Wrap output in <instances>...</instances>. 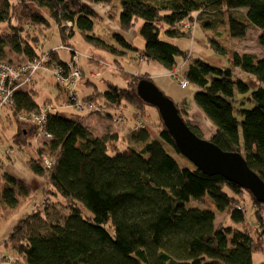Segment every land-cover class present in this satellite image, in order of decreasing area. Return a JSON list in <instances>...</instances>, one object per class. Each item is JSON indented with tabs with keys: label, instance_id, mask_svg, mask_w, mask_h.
<instances>
[{
	"label": "trees",
	"instance_id": "16d2710c",
	"mask_svg": "<svg viewBox=\"0 0 264 264\" xmlns=\"http://www.w3.org/2000/svg\"><path fill=\"white\" fill-rule=\"evenodd\" d=\"M118 1L117 19L111 13L114 0H0V61L8 52L29 61L40 58L42 38L55 25L61 45L67 48L77 51L71 40L79 32L92 48L121 60L131 52L139 53L146 62L163 66L170 76L178 69L188 86L199 89L194 101L215 127L209 139L186 121L191 130L225 152L240 153L264 182V52L259 57L229 52L212 40L218 52H229L232 69H224L193 60L191 51L167 40L186 36L193 41L198 25L204 34L205 29L217 33L225 27L228 38L234 40L246 38L256 27L264 50V0ZM102 7L109 20L117 21V47L94 33L95 21L103 16L96 9ZM139 21L145 42L140 50L123 36ZM186 21L195 29L185 31ZM53 50L52 59L69 73L72 55L65 62ZM116 63L121 64L118 59ZM236 69L250 77L256 89L235 78ZM80 70L81 83L88 84L91 76ZM37 96L36 89L16 93L12 103L1 109L7 110L10 123L16 120L18 128L10 152L33 147L35 157L24 162L45 183L41 202L12 225L4 244L13 254L12 264H254L255 255L264 264V230L258 231L259 224L264 226V204L220 176L178 164L166 146L181 153L157 106L171 100L153 77L132 76L126 88L108 83L104 93L86 98L98 105L94 113L98 120L124 124L128 131L116 129L96 137L84 127L86 115L50 112L42 125L52 136L47 144L49 155L56 158L50 169L42 162L46 149L34 141L40 125L19 119L39 114L53 103L40 106ZM186 104H175L182 118L184 111L188 116ZM127 108L134 110V122L125 116ZM149 108L158 112L153 128L145 123L151 117ZM122 138L126 139L124 148ZM3 179L0 231L2 222L12 221L32 206L34 197L33 189L21 179L8 173ZM244 195L250 196L255 231L247 219ZM193 199L207 201L210 208L189 207ZM217 214H227L226 224L216 227Z\"/></svg>",
	"mask_w": 264,
	"mask_h": 264
},
{
	"label": "rangeland",
	"instance_id": "374dc122",
	"mask_svg": "<svg viewBox=\"0 0 264 264\" xmlns=\"http://www.w3.org/2000/svg\"><path fill=\"white\" fill-rule=\"evenodd\" d=\"M114 2L116 5L113 6L111 13L113 16H116L117 14V19H118V14H119L118 10H120V4L118 0H114ZM102 9L103 7L96 9L99 15H103V16H100V18H102L103 20L98 19L95 21V32L94 33L101 39L105 40L107 43L117 47L118 42L114 38V34L117 33V31H119L117 21L112 22L111 18H110L111 20H109L107 14H104L105 12ZM141 25H142V21H139L137 26L133 30L123 34L125 39L128 42H130L133 46L137 47L139 50L142 49L145 44L144 39L142 38L139 32ZM46 33H47L46 34L47 38H42V43L44 46L43 52H50L56 47H59L62 44V41L59 36L58 28L55 25H53L52 28L49 29ZM258 36H259V33L256 30V27H253L248 31L246 38L234 40V39L228 38L225 27L224 28L220 27L217 33H214V31H211V30L209 31V29L208 30L205 29V34H204L203 28H201V26L198 25L196 28V32L194 34L193 41L191 38L186 37V36H183L180 38H168V39L166 38V39L171 42L176 43L183 50L191 51L193 60L202 59L203 61L215 67L224 68V69H232V64L228 58L230 56L229 52L236 51L241 54L250 53V54L257 55L258 57L263 55L264 50L258 43ZM212 40L216 41L219 47H224L226 50H228L229 52L228 51L226 52V50L222 49L224 53H227L228 56L226 54L225 56L224 54L218 52L215 48H213L211 42L213 43L215 42ZM71 44L81 54V57L79 58V64H80L82 71L85 74H87V78L89 77V73L93 72V73H98L101 75V77H99L97 80H101V81L103 80V84H101L99 87L100 90H96L93 85L92 86L88 85L84 89H81L79 87L77 88L78 97L81 99L82 102L84 101L85 103H89L86 100L87 97L92 96L95 93L104 92L103 89L106 88V86L108 85V82H110L109 78H113V76L119 77V78L122 77L116 73H112L113 72V70L111 69L112 67H109L107 65L102 66V68L100 67L98 68L97 66L98 63L94 61L95 59L91 60L88 58V56H90V53L94 52V54L93 55L91 54V55L93 57H96V55H98V58H99V55L106 56L107 61L110 62L114 66L116 64V60L118 59L121 62V64L124 66V68L128 69V72L130 74H134L135 72H137V71H134L138 69L136 64L133 63L131 64V66H126V64L123 63V61L121 60V57L116 56L115 54L106 53L103 50L92 48L89 44H87L84 37L79 32H77L75 37L71 40ZM47 54L51 56L50 53H47ZM129 54L130 56H132L133 53L131 52ZM58 55L65 62L69 61L71 58L70 54L66 50H60L58 52ZM141 59L143 58L141 57ZM23 60H24L23 57L18 56L16 54L9 53V52L7 54V58L4 59V61H9L12 63H18ZM145 64L147 65L157 64L161 67V69H155V68L150 69L155 79V82H157V85L160 88V90L172 102H174L177 105H181L183 101H186L187 103L186 105L189 107V119L192 121L195 120L196 122H198L199 125H201L202 127V130L201 128L200 130L203 131L202 133L204 137L209 139L210 138V128L212 127L213 129L215 127L212 125V123H210L208 120L204 118L203 112L201 111L199 106L194 101V95L196 92H198L199 89L193 84H189V86L185 89L181 88L179 82L175 81L170 76L169 72L165 70L164 67L158 64L157 62L150 61ZM117 68L121 69L120 66H118ZM42 72H45L47 74L46 81L36 82L35 80L36 78H35L34 81L36 82V84L34 82H33L34 85L32 84L33 86H35V89L38 92V96L36 99L38 103H42L44 101L46 102L48 100L47 103L52 101L53 104L54 105L56 104L59 110H61L62 113L66 115L74 116V117H82V115H86L85 120H84V127L88 129L93 134V136H96V137H102L108 134H112L114 130H109V129L107 130L106 127L108 125H113L115 129L121 130L122 132H124V130L126 131L129 130L125 128L124 124L119 125L118 122H115V123L110 122L109 124L104 119L98 120L96 116L94 115V113L90 114L89 111L87 110H84V109L80 111L76 110L77 108L76 105H71L70 103H66L67 95L64 93L62 94V98H58V96L62 92L57 87L54 78H52L53 77L52 73H50L49 71H45V70H43ZM106 72H109V74L108 75L104 74ZM182 73H184V71H182ZM234 76L235 78H240L250 83L251 90L256 89V85H253L251 83V78L248 77L247 75H244V73H242L240 69L235 70ZM126 79L130 81L132 79V76H127ZM124 88H126V86ZM49 99H51V101ZM149 110H150L151 117L147 118L145 120V123L152 127V125H154L156 121H158V112L154 108H149ZM133 111L134 110L132 108H127V111L125 112V116L127 117L130 123L134 122L133 121L134 117L132 115ZM7 114L8 112L5 109L0 111V195H1L2 186L4 184L3 175L7 173L6 172L7 169H5V166H8L7 168L12 166L14 168V171H18V172L23 171L22 168H24V166L26 165V163L24 162L25 159L26 158L31 159L35 157V150L33 147L26 148L24 149V151L16 150L15 152L14 151L10 152V146L11 144H13L12 139H13V136L18 131V128H17L16 120L14 118H13L12 123L8 121ZM183 116H184L183 117L184 120L187 121L188 116L185 114V111L183 113ZM125 140L126 139L124 138L121 139L122 148L126 146ZM16 148L18 149L17 146ZM166 148L169 151V153L176 159L179 165L183 167H188L191 169H196L195 166L182 154H177L169 146H166ZM27 170L30 171L28 168ZM35 187H36L35 192L42 196L44 193L41 187L39 186L38 187L35 186ZM36 193H34L33 199L36 197ZM244 198H245V203L247 202V207L245 208L247 211V219L249 220V223L252 225V228L255 231L256 221L254 218V210L250 202V196L244 195ZM39 202H41V199L39 200ZM29 206L30 204L27 207ZM188 206L207 208V209L210 208L209 203L207 201L205 202V201L194 200V199L188 204ZM27 207L24 208L12 221L3 222L1 231H0V242L2 238L7 234V231L12 227V225L22 219L24 212L27 210ZM226 222H227V214H217L216 227H219L222 223L226 224ZM259 225H260V228L258 231L261 233L264 230V226L262 223ZM5 242L6 240L2 241L1 242L2 244L0 243V253L5 255L6 256L5 258L7 259V261H5V263L3 264H12V262L10 263L8 260H9V257H12L13 259L14 257L10 250L8 251L6 248H4ZM262 260L263 259L259 258L258 255H255L254 264H259L260 262H262Z\"/></svg>",
	"mask_w": 264,
	"mask_h": 264
},
{
	"label": "built area",
	"instance_id": "2783aa9c",
	"mask_svg": "<svg viewBox=\"0 0 264 264\" xmlns=\"http://www.w3.org/2000/svg\"><path fill=\"white\" fill-rule=\"evenodd\" d=\"M195 26L189 21L184 23V30L191 31L194 30ZM60 50H66L72 55L71 65L69 66V73H65L64 68L58 64L52 57L47 54L50 52H43L41 57L29 61L24 59L18 63H12L9 61H0V110L4 104L12 103V98L16 93L25 92L33 84L34 79L38 73L41 71H49L52 73L56 83H58L67 94L68 102L71 105H76V110H87L89 113H95L99 107L92 103L82 102L78 97L77 88L81 84L83 79V73L80 70L79 58L80 53L74 49L67 48L63 45L56 47L53 52ZM100 77V74H91V80H96ZM177 82H179L181 88H186L188 86V81L179 75L178 69H174L171 73ZM59 108L50 103L46 105L41 113L32 115H20L19 119L25 123H31L35 125H40L39 131L35 138V143L39 147H44L46 149L45 155L42 157V162L47 169H50L55 163L56 158L49 155L48 147L46 146L52 139L51 134L46 133L43 130V124L47 121L50 112L57 111ZM88 113V114H89ZM6 256L0 253V264L5 263L7 259ZM10 263L13 261L12 257L8 260Z\"/></svg>",
	"mask_w": 264,
	"mask_h": 264
},
{
	"label": "water",
	"instance_id": "95a60500",
	"mask_svg": "<svg viewBox=\"0 0 264 264\" xmlns=\"http://www.w3.org/2000/svg\"><path fill=\"white\" fill-rule=\"evenodd\" d=\"M157 106L177 149L196 169L238 185L264 204V182L249 168L240 153L225 152L210 141L199 138L180 116L174 102L164 101Z\"/></svg>",
	"mask_w": 264,
	"mask_h": 264
},
{
	"label": "crops",
	"instance_id": "0c3cea01",
	"mask_svg": "<svg viewBox=\"0 0 264 264\" xmlns=\"http://www.w3.org/2000/svg\"><path fill=\"white\" fill-rule=\"evenodd\" d=\"M94 54V52H92V53H90V56H88V58L89 59H91V60H94L95 62H97L98 64H97V66H98V68L100 67V68H102V66H104V65H107V66H109V67H112L111 69L113 70V72L112 73H116V74H118V75H120V76H122L121 78H119V77H114L113 76V78H109L110 79V82H108V83H111V84H113V85H116V86H118V87H122V88H124L125 86H127L128 85V80L126 79V77L127 76H137V75H144V74H148V75H150L151 77H153V75H152V73H151V71H150V69H152V68H155V69H161V67L159 66V65H157V64H153V65H147V64H145V63H147L145 60H143V59H141V57L138 55L139 53H136V54H132V56H130V54H128V55H125V57L122 59V61H123V63H125L126 64V66H131V64H136L137 65V67H138V69L137 70H134V71H137V72H135L134 74H130L129 72H128V69H125L124 68V66L122 65V64H120V63H116L115 64V66L114 65H112L110 62H108L107 61V57L106 56H103V55H99V58H98V55H96V57H93L92 55ZM134 56V57H133ZM100 61V62H98V61ZM102 64V65H101ZM147 65V66H146ZM118 66H120V68L121 69H119V68H117ZM110 69V68H109ZM133 71V70H132ZM91 74H93V72H91V73H89V78H90V76H91ZM94 74H98V73H94ZM104 74H106V75H108L109 74V72H106V73H104ZM46 77H47V74L45 73V72H40V73H38L37 75H36V82H39V81H42V82H45L46 81ZM100 77H101V75H100ZM154 78V77H153ZM101 79V78H100ZM84 80V79H83ZM36 82L34 81V83L36 84ZM87 83V81H83L81 84L82 85H79V88H81V89H84L86 86H88V85H90V86H94V88L96 89V90H100L99 89V87H100V85L101 84H103V80L101 81V80H91V81H89L88 82V84H86ZM157 83V82H156ZM34 85V84H33ZM33 85H31L29 88H28V90L27 91H31V90H34L35 91V86H33ZM32 88V89H31ZM107 90V86H106V88H104L103 89V91L105 92ZM104 92H102V93H104ZM62 94H63V92L62 93H60V95L58 96V98H62ZM37 99V98H36ZM50 101H51V99H49ZM37 101V100H36ZM48 101V100H47ZM47 101L45 102V103H47ZM44 102H42V103H38L40 106H43L45 103ZM52 102V101H51ZM56 105V104H55ZM61 111V110H60ZM188 119H187V121L188 122H190V124L192 125V126H194V127H196V128H198L199 130H200V128H201V130H202V127H201V125H199V123L198 122H196L195 120H190L189 119V112H188V117H187ZM110 124V123H109ZM113 125H108L107 127H106V129L108 130H116L115 129V127L113 126ZM112 129H111V128ZM200 130V132L202 133L203 131H201ZM212 132H213V129H212V127L210 128V136H211V134H212ZM203 134V133H202ZM203 137H204V135H203ZM205 138V137H204ZM207 139V138H206ZM11 160V159H10ZM24 165H25V163H24ZM8 166H5V169H7V173L8 174H10V175H12L13 177H16V178H18V179H21L22 181H24L28 186H30L33 190H34V193H36L35 192V186H39V187H41V189L43 188V186H44V181L41 179V178H37L33 173H31L30 171H28L27 170V167H26V165L24 166V168H22V170L23 171H14V168L12 167V166H10L9 168H7ZM26 171V172H25ZM43 185V186H42ZM42 197H43V195L41 196L40 194H37L36 193V197L33 199V202H32V206H29L28 208H27V210L24 212V215H23V217L25 216L26 217V215L27 214H30L31 212H32V208L34 207L33 205L36 203V205H37V203L39 202V200L40 199H42ZM40 203V202H39ZM3 222H5V221H3ZM3 222H2V224H3ZM10 232H11V228L7 231V234L2 238V240H1V242L2 241H4V240H7V238H8V236H9V234H10ZM0 242V243H1ZM2 244V243H1Z\"/></svg>",
	"mask_w": 264,
	"mask_h": 264
}]
</instances>
